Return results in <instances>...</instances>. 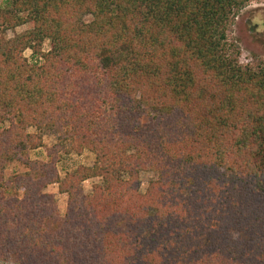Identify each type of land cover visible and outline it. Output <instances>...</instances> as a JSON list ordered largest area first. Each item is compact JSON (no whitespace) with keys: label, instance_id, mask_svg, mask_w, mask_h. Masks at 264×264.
I'll list each match as a JSON object with an SVG mask.
<instances>
[{"label":"trees","instance_id":"trees-1","mask_svg":"<svg viewBox=\"0 0 264 264\" xmlns=\"http://www.w3.org/2000/svg\"><path fill=\"white\" fill-rule=\"evenodd\" d=\"M0 1V27H32L0 41L2 260L264 264V62L226 34L251 0ZM82 149L93 165L60 177Z\"/></svg>","mask_w":264,"mask_h":264},{"label":"rangeland","instance_id":"rangeland-1","mask_svg":"<svg viewBox=\"0 0 264 264\" xmlns=\"http://www.w3.org/2000/svg\"><path fill=\"white\" fill-rule=\"evenodd\" d=\"M1 2V1H0ZM32 27L25 23L17 25L13 28H5L4 24L0 27V41L8 40L12 37L19 36ZM227 39L232 41L238 49V62L241 64L251 63L257 64L259 61L264 62V0H251L240 9L233 18L232 23L227 29ZM41 48L46 50L48 41L44 39ZM31 49L26 47L22 50L21 56L31 61ZM29 132H37L34 127L28 128ZM57 139L54 135L44 132L41 136V145L35 149L28 151L27 157L29 159H45V149L56 143ZM69 146V145H68ZM56 162V169L58 175L63 177L65 173L75 170L78 166L93 165V154L82 149L80 152L70 150L69 152H60ZM26 169L17 161H9L5 165L4 175L9 177L12 172H24ZM152 172H141L139 174L140 192L146 187L149 179L153 178ZM100 182L96 176L85 178L81 181V189L84 194H90L93 184ZM45 193L52 195L56 206L57 213L62 215L65 211L66 195L64 192L58 190V183L53 182L44 188ZM0 264H15L11 259L8 261L2 260L0 257Z\"/></svg>","mask_w":264,"mask_h":264}]
</instances>
